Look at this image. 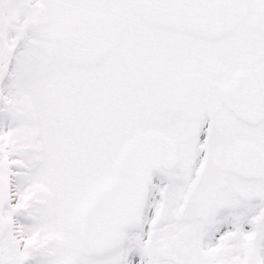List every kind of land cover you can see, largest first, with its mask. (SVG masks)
<instances>
[{
    "label": "snow or ice",
    "instance_id": "6c2138e0",
    "mask_svg": "<svg viewBox=\"0 0 264 264\" xmlns=\"http://www.w3.org/2000/svg\"><path fill=\"white\" fill-rule=\"evenodd\" d=\"M0 264H264V0H0Z\"/></svg>",
    "mask_w": 264,
    "mask_h": 264
}]
</instances>
